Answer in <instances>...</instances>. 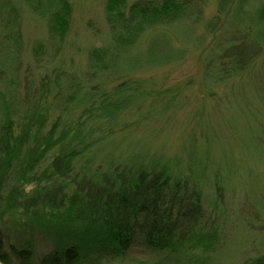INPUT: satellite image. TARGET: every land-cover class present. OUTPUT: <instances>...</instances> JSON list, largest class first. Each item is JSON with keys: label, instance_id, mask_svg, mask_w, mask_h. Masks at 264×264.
<instances>
[{"label": "trees", "instance_id": "16d2710c", "mask_svg": "<svg viewBox=\"0 0 264 264\" xmlns=\"http://www.w3.org/2000/svg\"><path fill=\"white\" fill-rule=\"evenodd\" d=\"M14 1L0 0V22L10 10L16 17L21 16ZM23 1L42 20L49 37L63 44L71 29L72 3L69 0ZM209 1L135 0L128 7L126 0H108L106 17L113 45L90 52L87 85L81 74L44 78L37 93L33 96L28 93L23 101H19L18 93L10 87L7 92L0 90V264H136L135 251L151 256L140 264L213 263V254L220 249L224 230L212 220L205 206V201L211 198L205 194L207 182L205 174L202 175L203 166L193 159L194 167H189L190 174H187L176 162L166 158L145 161L112 158L104 160L95 171L81 167L74 173L75 161L90 149L87 139L92 130L84 133L80 126L84 123L80 120L74 131L68 125L71 116L65 113L51 122V109L41 103V96L54 97V105L61 103L64 112L77 104L89 108L84 110L89 116L98 114L100 123L107 118L115 119L133 100L129 95L131 86L138 84L123 83L110 95L111 99L110 96L103 98L100 105L94 102L95 94L87 86L100 84L97 77L106 70L123 77L139 68L154 69L157 64H145L133 55L139 47L137 44L152 32L151 44L158 45L160 49L154 46L158 51L166 50L163 47L169 40L160 31L162 28L170 29L183 44L192 41L195 34L191 36L187 25L193 24L197 30ZM213 1L218 14L229 18L223 23L221 17L207 23L205 32L231 23L235 37H240L236 41L239 44H233L230 50L224 48L230 41L219 38L217 61L224 70L223 76L228 78L233 69L227 65L232 61L245 62L241 57L247 48L254 51L251 58L264 49V0ZM157 38L160 44L154 42ZM17 47L19 42L14 37L10 44L4 45L3 51L18 53ZM175 53L167 55L162 64L181 60L172 61L170 57L177 56ZM65 76L71 78L64 81ZM56 150L60 153L53 157L42 176L38 173L36 176L39 162ZM198 167L201 168L194 170ZM26 177L34 180L20 184ZM218 181L215 178L211 184L212 187L216 184L221 192ZM24 184L34 187L27 192ZM220 204L221 198L212 206L216 210ZM20 213L27 215L30 222L17 219ZM222 216L226 218V215L217 218ZM59 224L76 234L60 235L59 228L55 227ZM78 228L84 229L82 233ZM41 231L54 240L57 235L69 236L52 254L38 256L34 233ZM243 264H264V254Z\"/></svg>", "mask_w": 264, "mask_h": 264}, {"label": "rangeland", "instance_id": "374dc122", "mask_svg": "<svg viewBox=\"0 0 264 264\" xmlns=\"http://www.w3.org/2000/svg\"><path fill=\"white\" fill-rule=\"evenodd\" d=\"M69 1L73 5L71 29L63 44L49 37L42 20L36 18L23 0L14 1L13 5L17 6L21 16L16 17L10 10L0 22L1 92H7L10 87L18 93L19 101H23L28 93L30 96L37 93L44 78L81 74L86 78L85 85L89 83L90 52L113 45L112 30L106 17L108 0ZM134 2L126 0V6ZM216 7L213 0L207 3L197 30L193 24L187 25L191 36L195 34L192 41L186 42L189 46L177 41L178 36L165 28L160 31L167 36L166 41L169 40L168 46L163 47L166 50L158 51L155 47H160L151 44L152 32L140 41L133 55L145 64H157L154 69L139 68L123 77L106 70L97 77L100 84L87 86L91 94H95L94 102L100 105L103 98L112 95L123 83L138 84L131 86L129 95L133 100L126 101L123 113L115 119L107 118L100 123L98 114L89 116L84 112L89 108L77 104L64 112L61 103L54 105V97L41 96V103L43 101V107L51 109L48 112L51 122L65 113L67 117L71 116L68 125L74 131L80 120L84 123L80 125L84 133L92 130L87 139L90 149L75 161L74 173H78L81 167L95 171L104 160L112 158L144 161L166 158L176 162V166L185 169L187 174L194 167L193 159L203 166L202 175L205 174L207 182L205 194L211 198L205 201V206L212 220L224 230L219 252L213 254L212 264H243L264 254V49L260 50V55L251 58L254 51L247 48L241 57L245 62L232 61L227 66L233 69V74L225 78L217 61L220 57L217 51L221 45L219 38L230 41L224 47L230 50L233 44H239L236 41L240 37H235L231 23L222 27L217 25L212 32H205L207 23L220 17L223 23L229 18L219 15ZM14 37L18 39L19 52L7 54L3 51L4 45L10 44ZM158 39L154 42L159 43ZM170 53L177 54L170 57L172 61L182 59L162 64L167 55H172ZM1 62L7 63L2 66ZM70 78L65 76L63 80ZM59 153L58 150L49 153L39 162L36 176L37 173L42 176ZM26 178L20 184L34 180ZM215 178L219 180L217 184L221 186V192L216 184L212 187ZM33 187L26 185L27 192ZM220 198L221 204L215 210L212 205ZM220 215H226V218H217ZM16 218L25 222L29 220L22 213ZM63 226L69 232L59 224L55 227L59 228L60 235L76 234ZM79 230L82 233L84 229ZM42 232L34 233L38 256L52 254L69 236L57 235L54 240ZM134 256L136 264L151 258L137 251Z\"/></svg>", "mask_w": 264, "mask_h": 264}]
</instances>
